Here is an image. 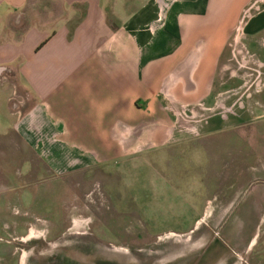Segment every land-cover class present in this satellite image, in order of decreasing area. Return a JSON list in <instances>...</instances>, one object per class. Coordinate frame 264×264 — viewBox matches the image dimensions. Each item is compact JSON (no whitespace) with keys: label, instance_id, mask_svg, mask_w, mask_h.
Wrapping results in <instances>:
<instances>
[{"label":"crops","instance_id":"1","mask_svg":"<svg viewBox=\"0 0 264 264\" xmlns=\"http://www.w3.org/2000/svg\"><path fill=\"white\" fill-rule=\"evenodd\" d=\"M135 2L129 12L116 2L109 23L106 0H0V133L17 135L24 146L51 143L76 164L149 166L158 188L150 184L139 195L149 235L202 227L206 247L196 264H221L227 255L231 264H264L257 257L264 242L256 239L264 172L249 162L252 140L238 151L244 116L236 108L228 122L221 115L195 127L180 120L218 105L217 71L237 22L246 13L251 37L264 30V0ZM17 87L24 104L25 90L35 97L26 114L11 105ZM25 117L47 140L25 136ZM227 129L235 132L229 140L214 137ZM191 138L197 141L189 145ZM191 149L196 155L184 156ZM158 204L169 215H199L192 225L182 216L162 227L153 215Z\"/></svg>","mask_w":264,"mask_h":264},{"label":"rangeland","instance_id":"2","mask_svg":"<svg viewBox=\"0 0 264 264\" xmlns=\"http://www.w3.org/2000/svg\"><path fill=\"white\" fill-rule=\"evenodd\" d=\"M118 1L106 0L109 23L114 22L113 6ZM135 1L122 0L127 12L137 5ZM246 15L244 13L237 22L226 57L217 71L218 105L211 110L187 113L180 120L195 127L208 117L221 115L228 122L237 108V115L244 116L239 122L243 129L237 133L238 151L245 149L242 147L245 141L252 140L247 150L249 162L254 165L255 172L263 173L264 117H256L253 110L264 114V30H258L251 37L246 29ZM14 91L10 94L11 97L14 95L11 105L14 109L25 108V114L28 113L35 97L29 96L25 90L24 104L18 97L24 90L17 87ZM28 119L25 117V125ZM33 126H26L28 139L41 137ZM213 135L225 142L235 132L219 130ZM41 139L47 140L45 137ZM196 141V138H191L189 145ZM49 144L35 148L25 141L24 146L17 135L9 131L0 133V264L198 262L199 253L206 247L202 227L187 235L161 236H151L143 229L139 210L146 204L145 197L139 195L149 190L150 184L152 188H158L154 181L156 178L150 177L149 166L122 162L76 164L67 158L68 154L56 153ZM187 151L184 156L196 155L192 149ZM154 210L153 215L162 227L170 226L167 223L182 216L186 223L192 225L199 215H169L161 211L160 204ZM146 213L145 217L151 215ZM263 228L264 220L256 236L260 244L264 242ZM258 254L259 259H264L263 252ZM188 258L191 259L189 262ZM255 263L261 262L245 259L240 264ZM221 264H231L228 255Z\"/></svg>","mask_w":264,"mask_h":264},{"label":"flooded vegetation","instance_id":"3","mask_svg":"<svg viewBox=\"0 0 264 264\" xmlns=\"http://www.w3.org/2000/svg\"><path fill=\"white\" fill-rule=\"evenodd\" d=\"M27 236H28V235H27ZM27 236H26L25 238H28Z\"/></svg>","mask_w":264,"mask_h":264}]
</instances>
